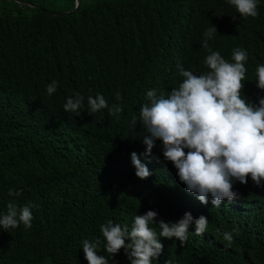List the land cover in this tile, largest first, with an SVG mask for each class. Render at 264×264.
Segmentation results:
<instances>
[{"label": "trees", "instance_id": "trees-1", "mask_svg": "<svg viewBox=\"0 0 264 264\" xmlns=\"http://www.w3.org/2000/svg\"><path fill=\"white\" fill-rule=\"evenodd\" d=\"M0 264H264V0H0Z\"/></svg>", "mask_w": 264, "mask_h": 264}, {"label": "water", "instance_id": "water-1", "mask_svg": "<svg viewBox=\"0 0 264 264\" xmlns=\"http://www.w3.org/2000/svg\"><path fill=\"white\" fill-rule=\"evenodd\" d=\"M14 1L23 6H28L34 9L44 10L51 15H66V14L75 13L79 10V6L81 2V0H74V7L71 10H50V9L43 8L42 6L32 3L28 0H14Z\"/></svg>", "mask_w": 264, "mask_h": 264}, {"label": "rangeland", "instance_id": "rangeland-1", "mask_svg": "<svg viewBox=\"0 0 264 264\" xmlns=\"http://www.w3.org/2000/svg\"><path fill=\"white\" fill-rule=\"evenodd\" d=\"M46 8H48V9H63L64 7H63V5L62 4H59V3H53V2H47L46 3Z\"/></svg>", "mask_w": 264, "mask_h": 264}]
</instances>
